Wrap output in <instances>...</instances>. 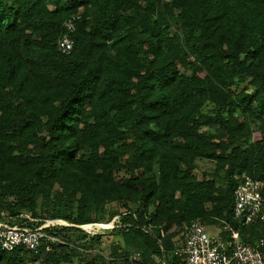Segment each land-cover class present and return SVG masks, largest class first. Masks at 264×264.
Listing matches in <instances>:
<instances>
[{"label": "trees", "instance_id": "16d2710c", "mask_svg": "<svg viewBox=\"0 0 264 264\" xmlns=\"http://www.w3.org/2000/svg\"><path fill=\"white\" fill-rule=\"evenodd\" d=\"M243 174L264 181V0H0V220L117 217L111 258L84 264H182L192 220L264 237L234 221ZM67 247L0 264L69 263Z\"/></svg>", "mask_w": 264, "mask_h": 264}, {"label": "built area", "instance_id": "2783aa9c", "mask_svg": "<svg viewBox=\"0 0 264 264\" xmlns=\"http://www.w3.org/2000/svg\"><path fill=\"white\" fill-rule=\"evenodd\" d=\"M66 33L58 40V49L66 53L71 50L73 40L69 33L74 30L73 18L64 23ZM264 181L243 174L234 190V221L246 225L255 221L264 223ZM67 225L58 220H46L35 227H20L0 223V248L12 251L18 247L37 253L41 245L46 250L59 242L55 228ZM223 231L229 233V240L221 235L208 234L205 227L192 220L184 226L182 241L175 247V254L182 264H264V237L255 245L241 241L239 231L224 223ZM226 242V243H224Z\"/></svg>", "mask_w": 264, "mask_h": 264}, {"label": "rangeland", "instance_id": "374dc122", "mask_svg": "<svg viewBox=\"0 0 264 264\" xmlns=\"http://www.w3.org/2000/svg\"><path fill=\"white\" fill-rule=\"evenodd\" d=\"M203 75V73H201ZM210 108V107H209ZM215 126L208 127V131L214 132ZM254 137H258L257 134H254ZM214 169V163L208 160H197L196 162V172L198 176H200L204 172H211ZM122 173L120 174V176ZM96 215L94 212L91 213L92 219ZM20 218H12L2 215V220H0V223L2 224H9V225H20L22 223V219L25 221H28V223H31L34 226H38L39 224L43 223L40 222L39 219H34L31 217L29 213H24L19 216ZM21 220V221H20ZM118 219L117 217H114L110 220V222L107 223H90L87 225H81L78 226L77 229L69 228V231L61 230V232H58L57 230L62 229V227H68L69 225H60L57 228H55L56 235L59 237V242L62 245H66L67 252L69 253L72 249V251H77L79 253L78 258L74 257L73 261L69 263L64 264H84L88 260H91L95 258V255H99L98 257H103L104 259H110L111 256V245L113 240V235L111 233V229L113 228L114 222H116ZM38 223V224H37ZM25 225V224H24ZM212 228L216 230L217 227H207L206 226V232L208 234L212 233ZM99 237V240L96 239ZM175 241V247L179 246V244L182 241L181 236H177L174 238ZM55 243V244H57ZM31 264H41L40 260L36 263Z\"/></svg>", "mask_w": 264, "mask_h": 264}, {"label": "crops", "instance_id": "0c3cea01", "mask_svg": "<svg viewBox=\"0 0 264 264\" xmlns=\"http://www.w3.org/2000/svg\"><path fill=\"white\" fill-rule=\"evenodd\" d=\"M204 227L206 228V226H204ZM207 227L210 228V227H213V226H207ZM214 227H217V226H214ZM219 231H220V230H219L218 227L216 228V230H214V229L212 228V233H211V234H212V235H216ZM224 243H226V242H224Z\"/></svg>", "mask_w": 264, "mask_h": 264}]
</instances>
